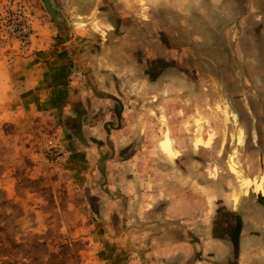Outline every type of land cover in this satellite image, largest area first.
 <instances>
[{
	"label": "crops",
	"instance_id": "obj_1",
	"mask_svg": "<svg viewBox=\"0 0 264 264\" xmlns=\"http://www.w3.org/2000/svg\"><path fill=\"white\" fill-rule=\"evenodd\" d=\"M93 4L95 9L108 5L112 30L97 32L102 43L94 53L91 46L85 51L74 34V76L67 83L61 76L55 86L64 95L56 99L67 100L60 108L67 135H75L64 151L74 157V151L81 153L92 143L130 152L120 161L127 168L125 176L119 175L124 203L113 211L125 218L134 212L140 226L150 225V233L136 240L145 249L140 251L141 247L135 264H264V201L243 197L235 206L222 191L208 198L205 170L191 173L192 164L205 160L190 155L191 148L201 151L210 142L199 139L198 146L192 145L190 129L195 115L191 97L206 89L207 69H215L210 72L219 75L223 90L229 75L235 90L244 80L253 85L264 78V51H257L255 57L253 50L264 46L251 39L256 21L264 24V0H150L146 18L143 0H95ZM258 31L264 36V29ZM208 37L232 38L227 42L234 55L229 64L216 59L220 43L217 61L208 66ZM159 38H166V45ZM228 69L234 72L228 74ZM158 98H165V127L158 123L159 112L157 123L152 120L150 101L156 100L158 109ZM231 99L237 113L230 108L233 113L227 116L264 118V109L255 107L254 97L233 94ZM240 106L247 109L242 111ZM236 128L241 140L242 130ZM244 132L250 140L245 148L257 150L264 160V144L252 143L253 133L261 141L264 125L247 126ZM108 158L106 162L112 159ZM104 176L109 181L107 170ZM258 177L264 180V171ZM255 179L246 177L243 184L264 196V186ZM193 180L198 189H192Z\"/></svg>",
	"mask_w": 264,
	"mask_h": 264
},
{
	"label": "rangeland",
	"instance_id": "obj_2",
	"mask_svg": "<svg viewBox=\"0 0 264 264\" xmlns=\"http://www.w3.org/2000/svg\"><path fill=\"white\" fill-rule=\"evenodd\" d=\"M94 1L50 0L56 22L43 0H0V264H135L145 249L136 240L150 233V225L140 226L134 212L127 218L116 212L124 203L119 196V175L127 172L120 161L130 152L92 143L81 153L74 151V157L64 151L68 139L75 135H67L66 117L60 112L67 100L56 99L64 95L55 86L61 76L66 83L74 76V34L85 51L91 46L94 53L102 43L97 32L112 30L108 5L95 9ZM143 2L146 18L150 0ZM256 22L251 39L264 46V36L258 31L264 24ZM159 39L166 45V38ZM231 39L207 38L208 66L221 58L229 64L234 57L233 47L227 43ZM220 43L221 54L215 59ZM256 47L255 57L257 51H264V47ZM210 71L215 69H207L203 80L206 89L199 97H191V112L195 114L190 118L192 145L198 146L199 139H210L206 149L191 148V158L200 155L205 160L192 164L191 173L205 170L208 198L222 191L231 196L235 206L243 197L264 201V196L243 184L249 177L264 186L258 177L259 171H264V160L257 150L245 148L250 140L247 142L244 132L247 126L264 125V118L227 116L233 112L225 99L230 97L233 106V94L254 97L255 107L264 109V78L253 85L237 81L235 90L229 75L230 82L224 83L223 90L219 75ZM158 99V109L157 101H150L152 120L157 123L159 112L158 123L165 127V98ZM236 126L242 130L241 140ZM253 134L252 143L264 144V135L260 141ZM108 157L112 159L106 162ZM134 168L130 173L133 177ZM191 187L198 189L194 180Z\"/></svg>",
	"mask_w": 264,
	"mask_h": 264
},
{
	"label": "water",
	"instance_id": "obj_3",
	"mask_svg": "<svg viewBox=\"0 0 264 264\" xmlns=\"http://www.w3.org/2000/svg\"><path fill=\"white\" fill-rule=\"evenodd\" d=\"M43 1H44V4H45V6H46L48 12L50 13V15L54 18V20H55L56 22H58V17H57V15H56V13H55V10H54V9L52 8V6H51V2H50V0H43ZM226 101H227V103H228V106H229L232 110H234V111L237 113V111L231 106L228 97H226Z\"/></svg>",
	"mask_w": 264,
	"mask_h": 264
}]
</instances>
